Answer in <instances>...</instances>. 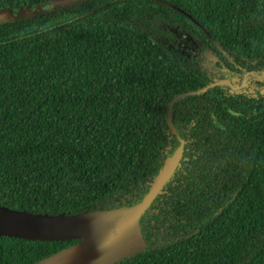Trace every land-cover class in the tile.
Masks as SVG:
<instances>
[{"label":"trees","instance_id":"obj_1","mask_svg":"<svg viewBox=\"0 0 264 264\" xmlns=\"http://www.w3.org/2000/svg\"><path fill=\"white\" fill-rule=\"evenodd\" d=\"M47 1L0 0V207L128 212L181 140L138 216L143 248L112 264H264V0L17 12ZM79 240L0 234V264Z\"/></svg>","mask_w":264,"mask_h":264},{"label":"water","instance_id":"obj_2","mask_svg":"<svg viewBox=\"0 0 264 264\" xmlns=\"http://www.w3.org/2000/svg\"><path fill=\"white\" fill-rule=\"evenodd\" d=\"M72 0H50L30 6L32 11ZM209 61L215 57L204 51ZM226 82L216 81L210 86ZM264 93V88L257 89ZM182 150L180 140L170 162L158 174L144 200L128 212L108 211L93 215H72L61 217L31 215L0 207V234L36 240H67L80 238L33 264H83L93 261L95 264H112L121 258L139 252L143 248V239L138 229V216L155 196L158 188L175 166Z\"/></svg>","mask_w":264,"mask_h":264},{"label":"rangeland","instance_id":"obj_3","mask_svg":"<svg viewBox=\"0 0 264 264\" xmlns=\"http://www.w3.org/2000/svg\"><path fill=\"white\" fill-rule=\"evenodd\" d=\"M24 11H26V9H25V10H19V11H17V12H24Z\"/></svg>","mask_w":264,"mask_h":264},{"label":"flooded vegetation","instance_id":"obj_4","mask_svg":"<svg viewBox=\"0 0 264 264\" xmlns=\"http://www.w3.org/2000/svg\"><path fill=\"white\" fill-rule=\"evenodd\" d=\"M261 89V88H260ZM257 91V90H256Z\"/></svg>","mask_w":264,"mask_h":264}]
</instances>
